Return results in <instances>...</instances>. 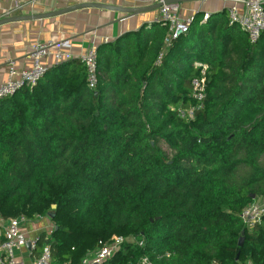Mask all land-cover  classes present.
<instances>
[{"label":"trees","instance_id":"16d2710c","mask_svg":"<svg viewBox=\"0 0 264 264\" xmlns=\"http://www.w3.org/2000/svg\"><path fill=\"white\" fill-rule=\"evenodd\" d=\"M202 17L175 39L154 23L97 46L94 89L68 59L0 99V218L52 213L37 242L51 264L119 236L132 241L101 264H264V217L240 219L264 198V35ZM195 63L205 99L188 121Z\"/></svg>","mask_w":264,"mask_h":264},{"label":"crops","instance_id":"0c3cea01","mask_svg":"<svg viewBox=\"0 0 264 264\" xmlns=\"http://www.w3.org/2000/svg\"><path fill=\"white\" fill-rule=\"evenodd\" d=\"M264 4V0H261ZM102 2L123 7H139L137 0H0V19L39 15L62 9L74 4ZM232 0H202L180 3L179 18L191 20L196 14H223L227 20V9ZM157 11L140 14L125 20L118 13L101 10H81L56 18L40 21L11 23L0 27V83L6 80L10 65L17 70L27 68L30 63L31 46L35 43H50L51 50H57L63 43L68 44L65 52L70 62L77 61L78 56L88 48H96L110 43L127 32H135L143 25L151 29L156 21ZM202 22H205L202 17ZM152 25V26H151ZM230 25V24H229ZM158 28L152 31L156 32ZM168 33V32H167ZM51 58V57H50ZM48 58V67L52 64ZM68 60V59H67ZM195 67H197L194 64ZM33 218L26 220L21 229L25 232L27 243L16 253V260L30 264L46 245L44 240L50 237L53 225L51 220ZM37 243L34 250L30 243Z\"/></svg>","mask_w":264,"mask_h":264},{"label":"built area","instance_id":"2783aa9c","mask_svg":"<svg viewBox=\"0 0 264 264\" xmlns=\"http://www.w3.org/2000/svg\"><path fill=\"white\" fill-rule=\"evenodd\" d=\"M140 6H150L160 4L157 10L156 22H161L167 27L168 36L175 39L186 33L191 20L181 21L179 18L178 5H165L166 0H137ZM232 5L227 9V19L230 25L237 26L246 34L250 43H256L264 35V4L261 0H232ZM208 14L203 15L205 21ZM68 44L63 43L57 50H51L50 43H35L31 46L27 68L17 70L14 65H10L7 71L6 80L0 83V99L14 96L21 89L31 88L36 85L48 68V58L52 64H59L69 59L65 52ZM79 63L86 73V81L89 89H94L97 83V59L95 48H88L78 56ZM200 68L199 77L193 78L190 82L192 98L194 103L186 109L177 108L178 117L191 121L197 112L203 109L206 89L207 66L195 63ZM174 111V109L172 110ZM259 198L258 202H252L245 207L240 219L248 229H252L264 217V201ZM37 218V217H36ZM26 221L25 218L2 220L0 218V264H23L16 260V253L22 249L27 238L21 226ZM127 238L112 237L107 242H100L99 248L91 255L85 257L80 264H101L111 258L124 243ZM141 246V243H139ZM32 250L36 248V243H30ZM30 264H51L50 248L45 245L41 248L38 256ZM136 264H152L147 258H141Z\"/></svg>","mask_w":264,"mask_h":264},{"label":"water","instance_id":"95a60500","mask_svg":"<svg viewBox=\"0 0 264 264\" xmlns=\"http://www.w3.org/2000/svg\"><path fill=\"white\" fill-rule=\"evenodd\" d=\"M195 1H202V0H166L164 4L165 5H178L180 3L195 2ZM160 7H161L160 4H154L150 6H139V7H123V6L111 5L108 3H102V2L80 3V4H74V5L62 8V9H58L56 11H52L49 13L39 14V15L3 18V19H0V27L7 25V24H11V23L47 20V19L62 16L65 14L73 13L76 11L92 10V9L118 13L122 16L119 20H125L127 18L134 17L140 14H144L148 12H155ZM154 23L159 24L161 22L154 21L152 25ZM250 198L254 199V196L251 195ZM47 217L48 219L52 220L53 214L48 213ZM241 246H242V238L238 240V247H241Z\"/></svg>","mask_w":264,"mask_h":264},{"label":"rangeland","instance_id":"374dc122","mask_svg":"<svg viewBox=\"0 0 264 264\" xmlns=\"http://www.w3.org/2000/svg\"><path fill=\"white\" fill-rule=\"evenodd\" d=\"M259 199V198H258ZM258 199H256L254 202H258L257 200ZM261 201H264L263 199H260ZM38 218H40V217H38ZM41 218H45V217H41ZM47 220H49L48 218H47ZM51 223H52V225H53V222L51 221ZM53 228H54V225H53ZM53 228H52V231H53ZM128 239V242H130V241H132V239H130V238H127Z\"/></svg>","mask_w":264,"mask_h":264}]
</instances>
